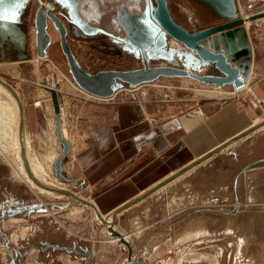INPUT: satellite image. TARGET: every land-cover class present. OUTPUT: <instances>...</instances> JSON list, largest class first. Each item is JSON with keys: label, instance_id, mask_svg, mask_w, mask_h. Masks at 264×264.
Here are the masks:
<instances>
[{"label": "rangeland", "instance_id": "374dc122", "mask_svg": "<svg viewBox=\"0 0 264 264\" xmlns=\"http://www.w3.org/2000/svg\"><path fill=\"white\" fill-rule=\"evenodd\" d=\"M10 1L12 8L7 9L8 1L0 0V79L11 86L23 105V134L29 141L32 163L39 167L42 161L49 179L59 189L43 185L59 192L47 194L30 187L14 173L0 149V264H85V250L91 253L89 264H125L128 260L264 264V120L250 126L238 140L236 136L234 143L228 141L206 154L207 158L195 160L138 193L121 205L112 219L101 216L127 239V244L118 243L113 236L116 234L89 205L93 200L87 190L66 177L68 173L63 170L71 158V148L74 151L83 144L82 114L86 110L81 103L114 105L142 97L152 101L159 93L190 98L196 90L209 88L190 77L173 76L158 77L131 91L133 86L117 80L120 84L114 88L113 98H88L71 77L57 39L48 41L43 53L37 54L35 0ZM236 3L243 13L264 7V0ZM166 5L172 18L188 30L216 22L195 0H166ZM134 6L146 12L141 23L153 31L155 42L144 49L148 65L169 64L197 73L208 70L204 65L201 69L184 65L182 57L175 54L182 48L179 42L154 32L147 16L148 0H138ZM89 22L91 29L102 26L99 21ZM13 28L17 34L12 35ZM67 29L65 42L76 62L89 73L142 66L138 47L126 38L83 35L70 24ZM49 31L54 36L51 26ZM51 87L61 108L57 111L59 134L61 123L63 139L69 146L64 153L56 135ZM244 92L257 101L253 91ZM37 101L40 104L35 106ZM57 158L60 169L55 166Z\"/></svg>", "mask_w": 264, "mask_h": 264}, {"label": "crops", "instance_id": "0c3cea01", "mask_svg": "<svg viewBox=\"0 0 264 264\" xmlns=\"http://www.w3.org/2000/svg\"><path fill=\"white\" fill-rule=\"evenodd\" d=\"M249 23L251 63L242 89L202 82L209 89L190 98L159 93L152 101L81 103L83 144L71 148L63 170L101 215L264 120V16Z\"/></svg>", "mask_w": 264, "mask_h": 264}, {"label": "water", "instance_id": "95a60500", "mask_svg": "<svg viewBox=\"0 0 264 264\" xmlns=\"http://www.w3.org/2000/svg\"><path fill=\"white\" fill-rule=\"evenodd\" d=\"M195 1L204 6L216 18L215 23L188 30L172 18L167 8L166 0H148L147 16L154 26L155 33L161 34L163 32L179 42L182 48L176 50L175 54L182 57L184 65H191V67H195L196 69L204 65L208 68L206 72L197 73L186 67L169 64L148 65L144 49H147L155 41L152 37L153 31H150L146 25L140 22V24H137L138 26H136L135 31L132 32L134 39L131 36L128 38V40L138 47L142 59V66L136 68L101 70L96 73H89L76 62L66 42L62 40L60 42L61 47L65 53L69 66L68 70L74 82L83 90L97 96L111 95L114 88L120 84L118 81L124 82L129 86H134L141 82L151 81L159 76H188L199 82L216 85L230 84L235 88L241 86L247 75L251 58V49L244 22L264 16V8L255 12L245 13L242 16L238 11L236 0ZM145 13L141 14V18L145 17ZM125 30L126 32L128 31L126 28ZM141 41H146V43L142 44ZM42 43V51L39 50L37 52L39 55L43 53L45 42ZM36 46L38 48L40 46L38 39L36 40ZM0 82L6 83L2 79H0ZM5 85L8 84L6 83ZM9 89L16 96L10 87ZM50 93L55 112L56 135L58 141L62 144V152L64 153L67 150V142L59 134L57 97L52 87L50 88ZM21 121L22 117L20 118V125ZM19 133L21 138V126ZM59 161V158L55 160L57 169H60ZM66 193L72 194L71 192ZM110 214L112 219L114 212L112 211ZM100 219L108 224L110 222V220L106 221L104 218ZM108 224L109 230L119 237V232L113 230ZM119 240L125 244L127 243L122 237H119ZM84 252L87 254V258L91 256L89 251L85 250ZM126 252L127 258H130V248H127ZM87 258H85V264H89ZM125 264L157 263L144 260H128Z\"/></svg>", "mask_w": 264, "mask_h": 264}, {"label": "flooded vegetation", "instance_id": "af4514ba", "mask_svg": "<svg viewBox=\"0 0 264 264\" xmlns=\"http://www.w3.org/2000/svg\"><path fill=\"white\" fill-rule=\"evenodd\" d=\"M137 2L138 0H35L37 5L34 10L33 33L34 39L40 42L36 52L42 51V42L46 45L48 41L52 42L56 39L62 49L60 42L67 39L68 24L76 33L83 35H110L113 39H128L130 36L133 38L132 32L135 31L137 24H140L143 19L141 14L145 12L134 6ZM89 21L95 23L99 21V25L102 26L91 29ZM49 26L55 31L54 36L50 33ZM11 31L14 32L13 35L17 34L14 28ZM21 36L27 38L25 34ZM139 58L142 62L140 53Z\"/></svg>", "mask_w": 264, "mask_h": 264}, {"label": "bare ground", "instance_id": "6f19581e", "mask_svg": "<svg viewBox=\"0 0 264 264\" xmlns=\"http://www.w3.org/2000/svg\"><path fill=\"white\" fill-rule=\"evenodd\" d=\"M11 2L12 1H10V0L7 2V3H9L7 6V9L12 8L11 5H13V4ZM237 8H238V11L240 10L239 13L241 12L240 14L242 16H244L245 13H243L241 11L242 8L239 9L238 3H237ZM248 22L249 21H247V20L244 22L245 26L248 24ZM11 33L13 35L14 32L11 31ZM13 37L16 38L15 36H13ZM249 68H250V64H249ZM249 68H248V72H249ZM248 72H247V75H248ZM247 75L244 79L247 78ZM159 77H173V76H159ZM179 77H188V76H179ZM154 80L155 79H153L151 81H147V82H141L139 84L134 85L132 88H136V87L142 85V83H150ZM203 83H205V82H203ZM5 84L3 82H0V149L3 152V156L6 159V161H8L10 163V165H12L14 173H16L17 176H19L25 182H27L30 185V187L36 188L40 192L56 195L57 193H55V192H59V191L55 190V189H59V188L57 185L54 184V182L51 179H49L47 171H46V167L44 166L43 162L42 161L40 162L41 166H39V167L32 163V160H31L32 153L31 154L28 153L29 152L28 151L29 141H28L27 137L25 136V134H23V107H22L23 105L21 103V100L17 96L16 92L11 88V86L9 84L8 85H5ZM206 84H212V83H206ZM213 85H216V84H213ZM243 85H244V82L241 86H239L237 88H241V87H243ZM9 87L14 91L16 96H14L11 93ZM80 91L86 93V96L88 98H91V96H93L94 98L97 97V96L95 97L94 94L83 90L82 88H80ZM114 93H115V91L111 95L108 96V99L112 98L115 95ZM47 96H49V95H47ZM105 98H107V97H105ZM19 103L21 104V106ZM39 104H40V101H37L35 106H37ZM60 109L61 108H59V103H58L57 111H59ZM19 115L22 117L21 125H20V121H19L21 117ZM60 120H61V117H60ZM20 126H21V132H22L21 138H20V133H19ZM243 133H245V132H243ZM60 134H61L62 138H64L63 134H62V130H61V123H60ZM239 135H241V133ZM237 137H238V135H237ZM237 137H235L234 139H231L230 143L233 142V140H235ZM225 145L226 144L221 145L220 147L222 148ZM220 147H217L216 150ZM9 148H10V150H9ZM68 148H69V146L67 144V150H68ZM204 157H202V158H204ZM205 158H207V157H205ZM54 159H55V156H54ZM185 167H183V168H185ZM169 178L170 177H168L165 180H168ZM43 184L51 185L55 189H49V188L45 187ZM89 205L93 207L96 215H100L99 218H101V216L102 217H108V218H109V216H111V214H110L111 212L107 215H101L92 203H89ZM120 208H121V206L118 207L117 209L113 210L114 215ZM105 220L109 221V219L107 220V218ZM106 224H108V223H106ZM109 224H110V222H109ZM111 228L113 229V226ZM118 234L120 235L119 237H122L124 240L127 241V239L124 238L120 233H118ZM113 236L118 239V243H121V241L119 240V237L117 235H113Z\"/></svg>", "mask_w": 264, "mask_h": 264}]
</instances>
